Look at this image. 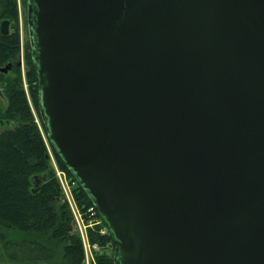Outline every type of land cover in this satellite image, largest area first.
I'll list each match as a JSON object with an SVG mask.
<instances>
[{"label": "water", "instance_id": "1", "mask_svg": "<svg viewBox=\"0 0 264 264\" xmlns=\"http://www.w3.org/2000/svg\"><path fill=\"white\" fill-rule=\"evenodd\" d=\"M27 23L115 264H264V0H27Z\"/></svg>", "mask_w": 264, "mask_h": 264}, {"label": "trees", "instance_id": "2", "mask_svg": "<svg viewBox=\"0 0 264 264\" xmlns=\"http://www.w3.org/2000/svg\"><path fill=\"white\" fill-rule=\"evenodd\" d=\"M23 1L25 4L26 0ZM15 12L16 0H0V24ZM18 52L17 34L0 33V69L9 65L13 68ZM31 55L28 50L25 82L36 119L26 100L20 70L15 68L13 78L0 75L1 95L6 102L4 106L0 99V122L10 126L0 133V264H85L82 240L49 168L47 148L59 169L71 178L47 139L39 113L38 78ZM36 180L40 184L33 193ZM74 192L81 212L92 207L78 186ZM82 217L87 225L92 221V231L96 233L94 238L89 233V242L99 247L107 244L110 249L111 254L98 264H115L112 238L98 214Z\"/></svg>", "mask_w": 264, "mask_h": 264}, {"label": "rangeland", "instance_id": "3", "mask_svg": "<svg viewBox=\"0 0 264 264\" xmlns=\"http://www.w3.org/2000/svg\"><path fill=\"white\" fill-rule=\"evenodd\" d=\"M8 22H9V28H8L9 34L16 33L18 36L19 52L17 55V60L12 65L13 68L11 69V71H8L6 74L0 73V75H3L5 79L13 78L15 76L14 74L15 68L20 70V76L22 78L26 100L35 118L36 113L32 107V103H31L32 101L30 99L28 89H27V84L25 82V73H26L25 58L27 56L28 50L32 51V48L30 47V39H29L28 23H27V0L25 1V4L23 0H16V12L9 16ZM1 83L2 82H0V84ZM0 99L2 100V103L5 106L6 102L3 99L2 95H0ZM35 122L38 124L37 120H35ZM9 127L10 126L8 124H3V125L0 124V133L3 132L5 129H8ZM47 153L49 157V168L52 170L53 174L55 175V178L57 179L59 183L62 194L68 204V207L74 219L76 231L78 232L82 240L83 248L85 250V264H98L99 260L105 258L106 256L108 257L109 254H111L110 249L107 244H104L103 246L99 247L97 245H92L89 242L88 239H90L89 237L90 234H91V237L94 238L93 235L95 232L92 231L93 223L91 221V224L87 225V223L84 221L82 217L83 214L88 215L89 218L92 217L90 215L89 209L84 212H81V209L78 207L75 201L74 190L77 187L76 183L73 184L74 183L73 180L67 177H66V180H64L63 177H61L62 183H60V180L58 179L59 174L57 175V172H60L61 170L57 166V163L51 151L49 150V148H47ZM101 233L105 234V231L102 228H101Z\"/></svg>", "mask_w": 264, "mask_h": 264}, {"label": "built area", "instance_id": "4", "mask_svg": "<svg viewBox=\"0 0 264 264\" xmlns=\"http://www.w3.org/2000/svg\"><path fill=\"white\" fill-rule=\"evenodd\" d=\"M58 174H59L58 179L60 180V183H62L61 177H63V179L66 180L67 175H66L64 172H62V171L57 172V175H58ZM67 178H68V177H67ZM71 180H72V179H71ZM73 182H74V181H73ZM73 184H75V182H74ZM61 186H62V184H61ZM89 212H90V215H91L92 217L95 216V214H96V211H95V209H94L93 207L89 208Z\"/></svg>", "mask_w": 264, "mask_h": 264}, {"label": "flooded vegetation", "instance_id": "5", "mask_svg": "<svg viewBox=\"0 0 264 264\" xmlns=\"http://www.w3.org/2000/svg\"><path fill=\"white\" fill-rule=\"evenodd\" d=\"M12 69V68H11ZM11 71V70H10ZM1 87H3V83L0 84V95H1ZM1 125H3V123L0 122Z\"/></svg>", "mask_w": 264, "mask_h": 264}]
</instances>
